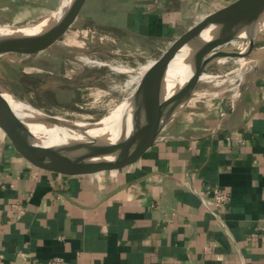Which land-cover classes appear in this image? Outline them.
Returning <instances> with one entry per match:
<instances>
[{"label":"crops","instance_id":"obj_1","mask_svg":"<svg viewBox=\"0 0 264 264\" xmlns=\"http://www.w3.org/2000/svg\"><path fill=\"white\" fill-rule=\"evenodd\" d=\"M64 1L0 0V23L36 24ZM235 1L86 0L61 40L74 30L85 33L90 57L155 63ZM53 47L37 53L39 63L54 55L63 64L64 51ZM81 75L59 74L70 82L59 84L67 101L82 96L77 80H87L82 90L93 102L96 90L115 85L105 72ZM219 75L191 93L211 105H187L121 168L58 169L0 126V264H264V66L239 85L212 80ZM216 189L230 196L223 208L211 206Z\"/></svg>","mask_w":264,"mask_h":264},{"label":"water","instance_id":"obj_2","mask_svg":"<svg viewBox=\"0 0 264 264\" xmlns=\"http://www.w3.org/2000/svg\"><path fill=\"white\" fill-rule=\"evenodd\" d=\"M86 0H71L67 5L51 13L36 24L18 28L30 30L0 39V58L11 54L33 55L53 47L68 32L78 18ZM264 0H237L229 6L207 17L179 39L169 53L155 63L147 79L141 84L144 109L135 112L134 133L129 141L105 149L102 156L95 154L74 157L54 146H45L42 137L37 136L29 124L17 113L11 97L16 96L0 85V126L12 137L35 151L50 165L68 172L91 173L106 169L121 168L139 160L157 142L166 125L180 116L187 98L197 86L204 72L215 62L226 57L250 56V49L244 53L241 48L222 49L235 37H215L202 41L209 29L216 35L254 20H262ZM186 49L192 51L189 79L184 83L167 82L170 66ZM183 79V78H178ZM170 84V85H169ZM22 102V101H21Z\"/></svg>","mask_w":264,"mask_h":264},{"label":"rangeland","instance_id":"obj_3","mask_svg":"<svg viewBox=\"0 0 264 264\" xmlns=\"http://www.w3.org/2000/svg\"><path fill=\"white\" fill-rule=\"evenodd\" d=\"M262 22H264V16ZM0 26L16 27L9 22L0 23ZM73 32L76 35L72 33L67 34L65 38H63V40H61V42L54 46L51 50L52 52L54 51V53L56 50L64 51L63 64H61V58L54 60V55L50 61L42 58L43 60H41L39 63V59H41L43 55L42 53L31 56L11 54L4 58H0V85L22 102H27L26 104L33 109L44 112L48 115L66 118L77 125L90 124V126L93 127L95 124H98L105 118L109 117V115L115 110H123L122 102H127L129 98H131L137 92L135 89L139 81V77L137 76H141L142 72L144 71L143 69L147 66V64L150 65L151 63L143 62L141 65H139L142 67L140 70L133 64L129 65L128 67L125 66L124 61H122L123 59H120V56L115 53L110 55L107 54L105 56L100 54L97 55L98 58H94L92 56L90 57L88 54H92V52L88 51L90 45L85 41V33H80L77 36V31L73 30ZM249 38L235 37L222 49H230L234 47L242 49L247 43L253 41L251 38ZM253 48L254 50L250 54L251 60H249L247 64L242 66L241 63V59L245 58V56L228 58L227 64L222 66V70L216 69V74H220V77L218 79H213V81L219 83L221 80L224 83L223 85H229L230 83L239 85L248 72L252 70H259L262 66H264V25L263 30L257 35V40L254 41ZM258 59L260 60L258 61ZM116 67L122 71L116 70ZM212 68H209L204 72L206 73V76H211V74L214 76L216 75L209 73V71L213 70ZM134 70L139 71L140 74L138 72L136 73ZM61 71L63 75L68 78L71 76L75 77L74 74L76 75V73L79 74V76L82 74V78H85L86 74L90 73L91 71L102 73L105 72L109 78L113 77L115 79L114 84L117 87H115L114 84L109 83V81L106 82L109 85H114L111 87V91L107 89H101L102 91L100 89L96 90L95 92L101 93V97H97L96 95V101L93 102L92 97H87V91L85 89L82 90L83 88H86L85 85L87 80H77L75 83L83 84V87H80L79 90L80 96L82 95L79 98L81 101L79 100L77 102L76 100L71 99L67 101L69 97L68 95L66 97V93L64 94L63 91V94H61L60 89H62V87L59 84L63 82L64 89L69 88L70 85L68 86V83L70 82L69 80L63 81L60 79L59 74H62ZM209 82V80H204L202 84L209 86L207 84ZM100 84L105 85L102 83V81ZM107 84L105 85L106 87H108ZM211 98L212 97L209 96H192L191 94L187 98L185 107L183 108L180 115L184 114V109L187 107V105L192 107L195 106L196 109H198L200 105H211L213 103ZM139 101L140 99H137L134 104L137 105ZM112 121L113 120H110V125L113 124ZM169 123H171V121ZM87 142L106 144L110 142V138L106 135H99L96 136V138H91L90 140L88 139Z\"/></svg>","mask_w":264,"mask_h":264},{"label":"bare ground","instance_id":"obj_4","mask_svg":"<svg viewBox=\"0 0 264 264\" xmlns=\"http://www.w3.org/2000/svg\"><path fill=\"white\" fill-rule=\"evenodd\" d=\"M70 1L71 0H65L64 5L62 7L67 5ZM263 25L264 22H262V20H259L257 22H254V20H248L247 22L237 25L232 29L226 30L225 32H223V34H218V35H216V30L214 31L213 29H209L203 34L201 40L209 41L211 39H214L215 37L219 38L221 36L224 38L250 37L253 41H255L257 40L258 33L263 30ZM20 29L21 28L12 27V26H0V39L19 32L30 31L27 29H23V30ZM250 44L251 41L250 43H247L244 48H242V51L244 53H247V51H249ZM191 54L192 51L190 49H186L181 54H179L175 62L170 66L168 78H167L168 83L171 84H177V82L184 83L189 79L190 77L189 73L192 67L191 59H190ZM249 57L245 56V58L241 59L242 66H244L249 62V60H251V57L250 58ZM259 60L260 59H258V61ZM155 63H151L150 65L147 64V66L143 69L144 71L142 72L141 76H139L138 82H140V84H142L144 80L147 79V76L149 75V73L153 68L151 66H154ZM115 69L118 71L121 70L118 69L117 67ZM211 77L212 76L202 75L200 80L202 81L205 79H211ZM178 78H183V79L178 80ZM141 95L142 92H139L138 90L132 96L133 98L132 97L129 98V100L125 103L122 102L123 110L121 109L115 110L112 114L109 115V117L105 118L103 121L99 122L98 124H95L93 127H91L90 124L77 125L67 120L66 118L60 116L48 115L44 112L33 109L32 107L26 104L27 102L24 103L18 101L14 97H11V102L17 113L23 118V120H25L29 124L33 132L37 136L43 138L44 140L43 144L45 146L49 145V146L58 147L59 149H62L63 151L74 157L86 156L91 154H95L96 156H102V153L104 152L105 149H108L110 147H115L117 145H121L129 141V139L131 138L132 134L134 133V123L136 121L134 114L136 111H138L139 114H141L144 109V103ZM137 99L138 100L140 99V101L137 105H135L134 103ZM110 120H113L112 125L109 124ZM99 135L100 136L106 135L107 137L110 138V142L106 144H96V143L87 142L88 139L90 140L91 138H96V136ZM81 141H85V142H81Z\"/></svg>","mask_w":264,"mask_h":264},{"label":"built area","instance_id":"obj_5","mask_svg":"<svg viewBox=\"0 0 264 264\" xmlns=\"http://www.w3.org/2000/svg\"><path fill=\"white\" fill-rule=\"evenodd\" d=\"M124 64L127 67L129 66L126 63H124ZM137 68H139L141 70L142 67L137 66ZM134 71H136V70H134ZM137 72L139 73V71H136V73ZM137 77H139V76H137ZM219 77L220 76H218L216 78H219ZM139 86H141L140 82L137 83V87L135 88L137 91L139 90ZM229 200H230V196L228 195V193L223 192V191H221L219 189H216L215 193H214L213 201L211 202V206L216 208V209L223 208L229 203Z\"/></svg>","mask_w":264,"mask_h":264}]
</instances>
